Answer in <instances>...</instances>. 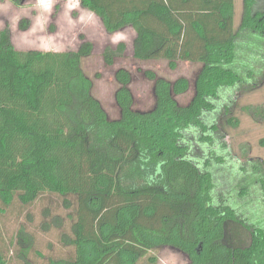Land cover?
I'll return each mask as SVG.
<instances>
[{
	"label": "trees",
	"instance_id": "trees-1",
	"mask_svg": "<svg viewBox=\"0 0 264 264\" xmlns=\"http://www.w3.org/2000/svg\"><path fill=\"white\" fill-rule=\"evenodd\" d=\"M80 5L109 36L131 29L135 60H165L172 71L180 62L201 66L193 82L145 71L154 83L155 104L148 111L135 108L133 74L119 68L120 116L112 119L82 68L94 53L92 42L82 37L78 50L68 52L19 51L10 27L3 29L2 204L17 197L28 207L46 194L64 198L69 229L66 218L46 209L40 230L59 231L60 246L69 253L46 264H157L152 254L164 248L180 252L189 264H264V206L244 201L252 186L260 184L264 192V164L246 169L225 141L226 129L239 126V96L264 83V0H243L238 27L235 0ZM126 51L124 42L107 46L105 65L113 67ZM191 88L192 98L181 104L178 98ZM242 111L264 124V106ZM231 175L233 182L225 181ZM257 209L263 212L251 214ZM17 240L18 260L33 264L35 238L26 225ZM0 264H7L1 247Z\"/></svg>",
	"mask_w": 264,
	"mask_h": 264
},
{
	"label": "rangeland",
	"instance_id": "rangeland-1",
	"mask_svg": "<svg viewBox=\"0 0 264 264\" xmlns=\"http://www.w3.org/2000/svg\"><path fill=\"white\" fill-rule=\"evenodd\" d=\"M242 9L243 0H235L236 27L240 24ZM23 21H27L24 24L27 30L20 27ZM7 27H10L13 44L19 51L68 52L78 50L82 44V37L92 42L95 45L94 53L82 61V68L94 82L92 92L94 97L102 102L112 119H118L120 116L115 101V94L119 88L115 73L119 68H126L133 74L131 88L136 99L135 108L148 111L155 104L154 83L145 78V71L152 70L170 81L186 77L193 82L201 66L180 62L178 69L172 71L165 60L149 62L135 60L132 54L135 33L128 29L109 36L101 21L81 7L80 0H25L22 4H16L13 0H0V32ZM120 42L127 45L125 56L118 59L113 67H107L103 59L104 49L107 46L115 47ZM192 95L191 88L187 95L179 97L178 100L181 104H187ZM239 97L238 108L235 110L239 126L226 129L225 141L236 160L249 170L250 164L254 162L264 164V124L253 121L242 108L249 105L264 106V83L259 89L241 94ZM232 165L237 176L239 167L237 164ZM227 177L225 181L233 182L232 175ZM244 178L245 174H238L239 181ZM244 201L252 203L255 207L264 206V192L260 184L250 188L249 195ZM46 209H50L53 215H60L63 218L69 213V210L64 208V198L58 195L46 194L28 207H24L17 197L10 206H5L0 201V247L7 258V264H26L17 258L19 250L17 234L22 225H26L28 232L35 238V247L29 256L31 263L46 264L49 258L64 257L69 253L60 246L59 231L44 233L40 230ZM257 210V212L250 210L251 214L259 215L263 212ZM27 215L32 216V222ZM65 224L68 230L70 224L67 218ZM152 256L158 259L157 264H189L183 254L170 248L161 249Z\"/></svg>",
	"mask_w": 264,
	"mask_h": 264
},
{
	"label": "crops",
	"instance_id": "crops-1",
	"mask_svg": "<svg viewBox=\"0 0 264 264\" xmlns=\"http://www.w3.org/2000/svg\"><path fill=\"white\" fill-rule=\"evenodd\" d=\"M121 43V42H120ZM132 52H133V46H132ZM133 54V53H132Z\"/></svg>",
	"mask_w": 264,
	"mask_h": 264
}]
</instances>
